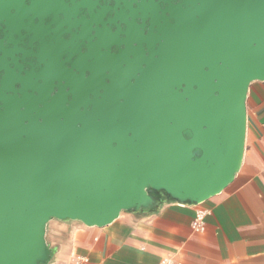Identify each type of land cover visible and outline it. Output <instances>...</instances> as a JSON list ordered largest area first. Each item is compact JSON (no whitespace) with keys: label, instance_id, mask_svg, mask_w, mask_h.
<instances>
[{"label":"water","instance_id":"1","mask_svg":"<svg viewBox=\"0 0 264 264\" xmlns=\"http://www.w3.org/2000/svg\"><path fill=\"white\" fill-rule=\"evenodd\" d=\"M264 0H0V264L52 219L197 205L243 162Z\"/></svg>","mask_w":264,"mask_h":264},{"label":"crops","instance_id":"2","mask_svg":"<svg viewBox=\"0 0 264 264\" xmlns=\"http://www.w3.org/2000/svg\"><path fill=\"white\" fill-rule=\"evenodd\" d=\"M46 239L49 264H264V81L249 87L242 166L222 192L197 205L163 197L154 212L122 211L101 227L52 219Z\"/></svg>","mask_w":264,"mask_h":264},{"label":"built area","instance_id":"3","mask_svg":"<svg viewBox=\"0 0 264 264\" xmlns=\"http://www.w3.org/2000/svg\"><path fill=\"white\" fill-rule=\"evenodd\" d=\"M204 216H205L204 211H199L197 213L196 219L194 221V227L196 229H199L201 227V225L203 223V220H204ZM65 264H88V259L83 257V256H78L77 258H75L71 262L65 263ZM161 264H169V261L168 260H164V261H162Z\"/></svg>","mask_w":264,"mask_h":264},{"label":"trees","instance_id":"4","mask_svg":"<svg viewBox=\"0 0 264 264\" xmlns=\"http://www.w3.org/2000/svg\"><path fill=\"white\" fill-rule=\"evenodd\" d=\"M169 199V198H168ZM171 200V199H170Z\"/></svg>","mask_w":264,"mask_h":264}]
</instances>
